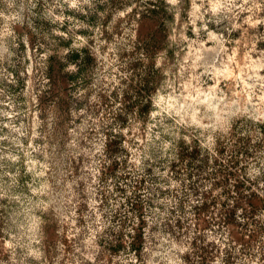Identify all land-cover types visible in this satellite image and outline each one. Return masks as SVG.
<instances>
[{"label": "rangeland", "instance_id": "obj_1", "mask_svg": "<svg viewBox=\"0 0 264 264\" xmlns=\"http://www.w3.org/2000/svg\"><path fill=\"white\" fill-rule=\"evenodd\" d=\"M263 173L264 0H0V264H264Z\"/></svg>", "mask_w": 264, "mask_h": 264}, {"label": "trees", "instance_id": "obj_2", "mask_svg": "<svg viewBox=\"0 0 264 264\" xmlns=\"http://www.w3.org/2000/svg\"><path fill=\"white\" fill-rule=\"evenodd\" d=\"M146 4H150V2L147 1ZM138 14H139V18H141V20L146 19V16L149 15V18H150L151 22H153L154 25H155V23L159 22V20H160L159 12L156 10V8L148 9L147 13H145V14H144V12L142 14L141 13H138ZM158 34H159V31H152L151 33H149V35H152L154 41H158L157 40ZM29 41H30V39H29ZM21 45L25 47L26 42L24 40H22ZM87 51H88L87 48H83L82 51L76 50V51L71 52L70 54H68L66 56V58L59 57L58 55H51L48 57V59H46V63L44 65V70H43V75H44V77L48 83V91H47L48 93L47 92L46 93L41 92L39 95H37V103L35 105V107L38 109V111L40 113V118L42 120H44L48 115L47 105L45 104V95L46 94H53L54 91L57 89V87L61 89V88H63L62 87L63 85L64 86L68 85V83L71 81L73 75L70 74L69 72H65V65L70 61H75V59L79 58V56L82 52H87ZM87 56H89L91 58V54H87ZM12 72L13 73L11 75V79L8 80V87L9 88H11L12 90H16L21 85H23V84L26 85L23 77L20 76V73L17 70H14ZM147 107H148V105H144V106H140L139 109L140 110H142L143 108L147 109ZM53 108L56 109L57 107L52 106L51 110H53ZM111 135L114 136L115 139H118V140L121 139L119 134H115V135L111 134ZM109 146H110V148H109L108 153L111 155H114L115 152L112 150L110 143L107 145V147H109ZM117 161L118 160L110 161L109 164L106 165V171H108V170L115 171L116 167L119 165V163ZM261 177L263 178L262 184H260L259 181H257L254 184L250 183L249 181H244V182H236L232 185L231 191L235 192L236 196L238 197V201L239 202H247L249 204L251 213H253V214L264 212V173L262 174ZM126 178H128V177H126ZM143 181H144L143 176L138 177L137 180L135 181V184L133 185L134 192H133V194H131L132 197H129L128 195L125 196L126 197L125 198L126 203L129 202L131 198L137 200V201L131 203V205H130L131 206L130 208H135V210H137V211H141L143 209V204L141 203V199L138 195V191H140L142 186H143ZM116 189L118 192H125V194H126L127 193L126 192L127 183H125L124 185H122V184L118 185ZM237 210H238V206H234L233 208H230L227 211V215H226V218L224 221L225 224H228V225L229 224H232V225L235 224L236 226L240 225V224H237L238 222H236V219H235V217L237 215ZM130 246L135 251V255L138 258L141 254L140 250L143 248L144 242L140 236H136L130 242Z\"/></svg>", "mask_w": 264, "mask_h": 264}]
</instances>
